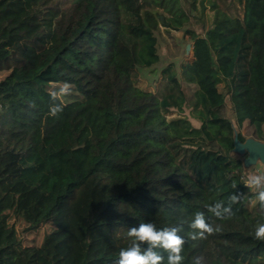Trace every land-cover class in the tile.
<instances>
[{
    "label": "trees",
    "instance_id": "16d2710c",
    "mask_svg": "<svg viewBox=\"0 0 264 264\" xmlns=\"http://www.w3.org/2000/svg\"><path fill=\"white\" fill-rule=\"evenodd\" d=\"M239 1L241 17L211 3L201 35L186 12L201 0H0V264H116L143 222L182 224L183 264H264V213L232 156L264 142V0ZM172 32L191 42L183 83L169 63L161 91L139 88ZM53 83L72 85L58 117ZM232 194V218L208 212ZM197 212L216 229L204 240L190 238ZM12 220L53 230L21 248Z\"/></svg>",
    "mask_w": 264,
    "mask_h": 264
},
{
    "label": "clouds",
    "instance_id": "9594fccd",
    "mask_svg": "<svg viewBox=\"0 0 264 264\" xmlns=\"http://www.w3.org/2000/svg\"><path fill=\"white\" fill-rule=\"evenodd\" d=\"M71 94L72 85L53 83L50 96L54 103L49 108V115L58 117L63 110L64 98ZM30 107H35V104H31ZM244 186L249 191L255 192L259 209L264 213V171L248 176ZM235 187L236 185H233L234 189ZM240 200L241 197L238 194H232L229 196L227 204L220 200L209 206L207 210L217 219H230L235 215L233 205L238 204ZM190 227L194 230L190 234L192 240L207 239L216 231L207 221L203 212L195 214ZM182 231V224L181 226L157 229L154 223H140L138 227L127 230L130 243L127 248L120 250L116 264H183L182 252L186 241L179 234ZM255 238L264 241V223L256 226ZM193 264H204V258H194Z\"/></svg>",
    "mask_w": 264,
    "mask_h": 264
},
{
    "label": "rangeland",
    "instance_id": "374dc122",
    "mask_svg": "<svg viewBox=\"0 0 264 264\" xmlns=\"http://www.w3.org/2000/svg\"><path fill=\"white\" fill-rule=\"evenodd\" d=\"M201 1L206 7L204 11H201L199 7L197 11H186L189 15V21L192 28L201 35L205 30L212 29L214 27L213 11L210 8L211 3L217 5L219 9L230 16L241 17L243 13V3L239 0ZM171 35L172 39H169L163 35L157 36V50L160 61L153 67L140 71L139 78L137 80V86L139 88L149 92L161 91L163 89L164 81L161 79L162 76L160 71L169 63H173V70L176 72L180 82L183 83L182 76L180 74V64L189 63L191 61V49H189L188 52L185 50L187 45H190L191 47V42L187 36L183 37L180 32H172ZM1 77L2 74H0V78ZM217 89L218 91H222L223 85L219 84ZM226 105L227 116L233 126L235 134H244L247 130V124H243V126L239 128L236 126L232 106L228 97H226ZM177 116V113L172 112L168 118H174ZM183 116L189 119L194 125L196 124L190 115V109L188 107L183 108ZM252 141V139H247L243 144L236 142L232 150V156L239 158L241 161L240 171L245 181L251 174L264 171V165L260 159L251 157L249 152L244 148L245 144H248ZM254 204L255 201L252 203V207ZM12 222L15 224L18 238L21 241V248L38 246L41 243L43 236L53 230V226L51 224H46L41 225L37 229L27 231V225L23 221L12 220Z\"/></svg>",
    "mask_w": 264,
    "mask_h": 264
},
{
    "label": "water",
    "instance_id": "95a60500",
    "mask_svg": "<svg viewBox=\"0 0 264 264\" xmlns=\"http://www.w3.org/2000/svg\"><path fill=\"white\" fill-rule=\"evenodd\" d=\"M189 49H191V47L190 45H187L185 48L186 52H188ZM244 148L249 152L251 157L259 158L264 165V143L253 140L252 142L245 144Z\"/></svg>",
    "mask_w": 264,
    "mask_h": 264
},
{
    "label": "built area",
    "instance_id": "2783aa9c",
    "mask_svg": "<svg viewBox=\"0 0 264 264\" xmlns=\"http://www.w3.org/2000/svg\"><path fill=\"white\" fill-rule=\"evenodd\" d=\"M244 184H245V180H244ZM247 190H249V189L247 188Z\"/></svg>",
    "mask_w": 264,
    "mask_h": 264
}]
</instances>
